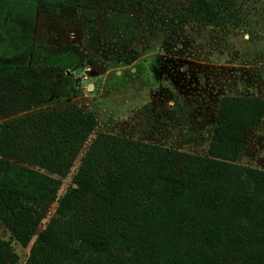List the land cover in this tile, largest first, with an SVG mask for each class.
<instances>
[{
  "label": "trees",
  "instance_id": "trees-1",
  "mask_svg": "<svg viewBox=\"0 0 264 264\" xmlns=\"http://www.w3.org/2000/svg\"><path fill=\"white\" fill-rule=\"evenodd\" d=\"M191 2L201 20L216 22L213 2ZM35 9L32 0H0L3 114L49 96L28 69ZM41 53L52 69L72 68L80 58L69 46L43 45ZM234 106L223 102L206 134L237 156L240 131L258 120L264 98L237 97ZM95 122L92 111L80 108L38 109L0 121V221L28 245L21 264H230L234 252L242 256L234 264H264V169H248L251 190L229 187L224 156L111 132L95 134L81 152ZM74 161L59 193L58 175ZM52 202L53 213L37 230ZM252 246L257 251L246 260L242 252ZM15 260L10 241L0 236V264Z\"/></svg>",
  "mask_w": 264,
  "mask_h": 264
},
{
  "label": "rangeland",
  "instance_id": "rangeland-1",
  "mask_svg": "<svg viewBox=\"0 0 264 264\" xmlns=\"http://www.w3.org/2000/svg\"><path fill=\"white\" fill-rule=\"evenodd\" d=\"M32 1L28 69L43 79L49 96L26 109L0 112V121L38 109L90 110L96 122L81 152L95 134L111 132L224 156L231 164L228 186L252 189L248 169H264V110L242 127L237 156L206 133L223 102L236 108L237 97L264 98V0H209L215 23L201 20L191 0ZM43 45L74 47L80 58L72 68L52 69L42 58ZM76 162L58 175L59 193ZM0 236L16 254L14 262L2 264H21L28 245L15 241L1 221ZM174 238L186 240L182 234ZM256 251L245 247L242 255L248 260ZM240 259L234 252L229 263Z\"/></svg>",
  "mask_w": 264,
  "mask_h": 264
}]
</instances>
